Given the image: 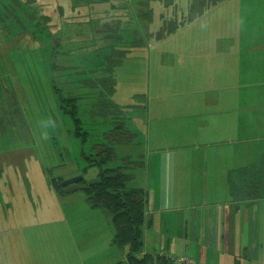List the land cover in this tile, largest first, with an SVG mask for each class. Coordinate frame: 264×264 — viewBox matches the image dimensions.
<instances>
[{"label": "rangeland", "instance_id": "374dc122", "mask_svg": "<svg viewBox=\"0 0 264 264\" xmlns=\"http://www.w3.org/2000/svg\"><path fill=\"white\" fill-rule=\"evenodd\" d=\"M96 1L35 0L37 18L27 20L49 21L52 38L27 54L18 47L23 28L0 22V264H126L127 249L111 243L109 212L86 206L80 190L58 195L52 181H98L87 158L94 146L109 144L102 134L119 123L133 140L113 146L116 159L107 168L197 139L200 121L213 139L225 129L209 122L211 90L236 98L242 82L223 77L226 67L242 57L245 69L264 61L251 52L263 50L264 0ZM233 40L250 47H233L229 56L224 43ZM55 50L65 55L50 57ZM67 52L77 62H65ZM91 68L114 79L104 115V91L84 86L95 78L85 75ZM76 95L81 131L61 102ZM232 134L244 137L238 129ZM138 183L133 177L127 188Z\"/></svg>", "mask_w": 264, "mask_h": 264}, {"label": "crops", "instance_id": "0c3cea01", "mask_svg": "<svg viewBox=\"0 0 264 264\" xmlns=\"http://www.w3.org/2000/svg\"><path fill=\"white\" fill-rule=\"evenodd\" d=\"M259 40L262 52H251L261 61L264 39ZM245 43L226 41L225 53L250 47ZM243 62L242 57L235 67L229 65L223 75L242 81L236 98L211 90L209 122L213 127L221 122L220 138L215 131L208 139L200 121L197 139L130 159L143 164L133 175L140 182L136 188L147 193L144 253L163 254L173 264H264V196L239 202L230 196L228 184L230 172L264 164V147L255 145L264 140V61L251 69ZM236 129L244 137L233 139Z\"/></svg>", "mask_w": 264, "mask_h": 264}, {"label": "trees", "instance_id": "16d2710c", "mask_svg": "<svg viewBox=\"0 0 264 264\" xmlns=\"http://www.w3.org/2000/svg\"><path fill=\"white\" fill-rule=\"evenodd\" d=\"M32 5L38 7L35 0H0V22H10L13 30H19L18 26L23 28L18 31V34L23 35L21 46L18 47H23L22 50H26L25 54L32 52V45L34 49L37 48L39 41L42 42L43 37L47 36V38H52V32L45 28V22L47 20H44V22L36 19L27 20L28 17L37 18L35 14L38 13V10L36 9L33 12ZM57 8L60 9L61 6L58 5ZM48 11L51 13L50 10ZM45 31L46 33H44ZM18 47L16 48L18 49ZM56 50L53 54H50V57L55 55L61 56V54L63 56L65 55V52ZM12 57L14 58L15 54ZM72 57H69L67 52L65 62L74 64L73 61L75 58L72 59ZM69 69L74 70V67H63V70ZM59 70L60 68L58 67ZM102 72L99 68H91L85 75L89 78L91 76L95 78L87 82V84H83L84 86H89L90 84L91 88L99 86L104 91L105 95L102 96L98 105L100 114L104 115L105 103L109 107H112L108 101V96L113 94L114 79L109 74L100 77L99 74H102ZM80 96L82 95H76L75 97L69 96L68 98H63L61 101L65 104V108H68L66 113L69 111L73 112L72 118H74L76 123V131L83 130L82 122L77 118L79 110L77 100L80 99ZM123 124L124 122L119 123L103 133L102 138L108 139L109 144L94 146L93 148L96 152L87 158L89 161L88 166L98 167V181L87 183L82 179L73 186H62L61 183L63 181L58 178L52 181L53 185L56 187V192L60 196L80 190L83 192L85 203L90 209H105L109 212L114 229L111 243L118 249H127L124 256L126 264H173L171 258L168 256L143 252L144 232L146 229L145 208L147 193L143 189L127 188V184L134 177L129 171H134L143 164L138 161L125 159L121 167L107 168L108 164L116 159L113 146L115 144H130L133 140L134 134L127 131ZM77 134L81 133L76 132ZM84 135H87V133L84 132ZM228 181L229 193L233 200L253 202L264 196V164L260 163L259 165L240 167L234 170V172L229 173ZM147 227H149V224Z\"/></svg>", "mask_w": 264, "mask_h": 264}, {"label": "water", "instance_id": "95a60500", "mask_svg": "<svg viewBox=\"0 0 264 264\" xmlns=\"http://www.w3.org/2000/svg\"><path fill=\"white\" fill-rule=\"evenodd\" d=\"M82 179H83L82 177L70 179V180L62 182L61 185L62 186H70V185H73V184L80 182Z\"/></svg>", "mask_w": 264, "mask_h": 264}]
</instances>
